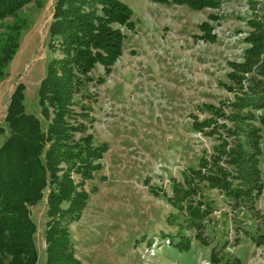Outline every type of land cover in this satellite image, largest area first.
<instances>
[{
    "label": "rangeland",
    "instance_id": "1",
    "mask_svg": "<svg viewBox=\"0 0 264 264\" xmlns=\"http://www.w3.org/2000/svg\"><path fill=\"white\" fill-rule=\"evenodd\" d=\"M54 1L37 0L3 22L20 23L23 28L0 81V128L4 129L0 146L9 135L4 119L18 84L25 87L26 113L46 128L38 87L52 57L47 42ZM120 1L133 11L134 24L132 30L119 27L124 35L122 55L107 76L96 65L83 97H76L85 109H75L89 118L82 121L84 135L92 134L95 146L108 144L101 171L83 185L89 200L81 219L66 225L77 259L81 264H223L239 258L242 264H264V243L256 246L243 233L264 232L258 218L264 216V125H258L260 195L248 207H234L222 192L201 188L202 200L213 202L212 213L203 220L202 235L208 245L195 239L196 231L188 226V201L179 210L167 200L172 197L171 183H183L188 171L198 168L200 158L213 154L219 144L217 137L192 129L193 117L198 121L208 117L201 111L205 103L218 107L234 99L223 84L229 82L228 62L241 61L248 46L244 38L250 31L247 21L253 17L250 0H218L217 8L201 11L151 0ZM252 1L264 21V0ZM204 22L211 26L214 41L199 29ZM73 178L79 182L77 175ZM29 210L36 225L37 264H45L46 200ZM168 235L187 236L189 251L171 245ZM212 252L221 258L219 263L211 260Z\"/></svg>",
    "mask_w": 264,
    "mask_h": 264
},
{
    "label": "trees",
    "instance_id": "2",
    "mask_svg": "<svg viewBox=\"0 0 264 264\" xmlns=\"http://www.w3.org/2000/svg\"><path fill=\"white\" fill-rule=\"evenodd\" d=\"M151 1L186 6L192 11L215 9L219 4L218 0ZM33 2L37 0H0V81L18 49L23 28L20 23L3 22ZM249 5L253 17L247 21L250 31L244 38L248 46L241 61L228 62L229 82L223 84L234 99L218 107L205 103L201 111L208 117L201 121L193 117L192 129L203 136L217 137L219 144L213 154L200 158L198 168L189 170L183 183H171L172 197L167 199L179 210L188 201V226L203 245H208L202 235L203 220L212 213L213 202L202 200L201 188L222 192L234 207H248L247 203H252L262 190L259 126L264 125V21L257 15V2L250 0ZM132 15L131 8L120 0L54 1L47 42L52 57L38 87V104L46 128H42L39 118L26 113L23 84L16 86L4 119L9 135L0 146V264H37L36 225L29 208L43 199L48 219L45 264H81L66 225L81 219L89 200L83 185L101 171L108 144L95 146L92 134L84 135L86 125L82 121L89 118L75 109H85L76 97H83L96 65L103 67L106 76L111 73L122 55L124 35L119 27L132 30ZM199 29L206 39L215 40L206 22ZM3 133L1 127L0 135ZM76 134L82 136L76 139ZM73 175L79 177V182ZM258 218L264 226V216ZM243 233L256 246L264 243V232L256 229ZM167 237L171 245L189 251L191 240L187 236ZM220 259L211 253L214 263ZM223 264L242 262L233 258Z\"/></svg>",
    "mask_w": 264,
    "mask_h": 264
}]
</instances>
